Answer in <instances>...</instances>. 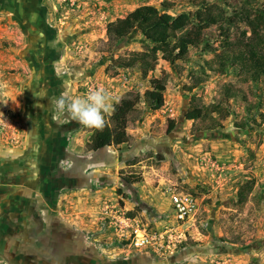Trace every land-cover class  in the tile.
Returning a JSON list of instances; mask_svg holds the SVG:
<instances>
[{
  "label": "rangeland",
  "instance_id": "1",
  "mask_svg": "<svg viewBox=\"0 0 264 264\" xmlns=\"http://www.w3.org/2000/svg\"><path fill=\"white\" fill-rule=\"evenodd\" d=\"M164 2L175 4V16L195 15L201 4L222 11L202 14L219 21L205 30L208 45L174 64L158 53L144 76L136 57L153 45L135 31L114 46L107 27ZM242 7L264 10V0H0V186L20 170L9 169L18 156L4 153L29 150L37 161L31 186L47 179L58 220L51 226L59 227L32 230L37 212L5 211L0 192V264H264V77L244 82L238 64L218 73L209 63L248 42ZM157 81L166 92L153 111L144 93ZM100 87L116 102L134 91L139 103L127 126L133 142L93 152V129L57 113L48 98ZM193 97L213 105L209 116L185 118ZM23 193L19 186L13 198ZM183 194L196 212L180 222L172 196ZM138 229L154 237L150 245L136 246Z\"/></svg>",
  "mask_w": 264,
  "mask_h": 264
},
{
  "label": "trees",
  "instance_id": "2",
  "mask_svg": "<svg viewBox=\"0 0 264 264\" xmlns=\"http://www.w3.org/2000/svg\"><path fill=\"white\" fill-rule=\"evenodd\" d=\"M174 6L172 2H164L160 8L143 5L107 27V37L114 46L121 44L135 31H140L148 42V47L153 45L152 50L139 53L136 57L144 76L154 70L159 60L158 53L162 60L174 64L176 61L187 59L191 49L208 45L205 41V30L217 25L219 21L214 18L203 19L202 14L222 11L219 7L201 4L195 15L183 12L175 16L169 13ZM239 15V21L252 30L248 42L236 53L225 49L216 54L209 63L211 69L218 73L225 72V65L236 63L240 66L243 81L251 82L264 77V10L242 7ZM230 27L228 25L227 30ZM165 92L164 83L154 82L152 88L144 93L145 103L153 111L161 109L164 106ZM138 103L139 94L134 91H128L120 98L114 104L109 122L106 120L103 130L92 128V135L86 144L87 150L98 152L112 146L131 144L134 138L127 133V126L129 117L136 111ZM212 109V104L206 106L193 97L185 118L190 121L200 120L209 116ZM174 127V122H171L168 131H172ZM250 190V184L239 190L240 206L246 203Z\"/></svg>",
  "mask_w": 264,
  "mask_h": 264
},
{
  "label": "crops",
  "instance_id": "3",
  "mask_svg": "<svg viewBox=\"0 0 264 264\" xmlns=\"http://www.w3.org/2000/svg\"><path fill=\"white\" fill-rule=\"evenodd\" d=\"M23 150H17L15 152L9 153L6 152L4 153L7 156L12 157L14 154L15 157L14 159L10 160L9 162L13 163V165L9 166V169H20L19 172L15 171V174H17L15 177H11L9 182V184H7L4 187L0 186V192H2V194L6 195V197L8 198L9 201H5L7 202L4 206V210H11L14 212V210H17V207H22L21 209L25 208V211L27 210L29 213H31L32 210H34V212H37L36 215H32L34 217V219L31 221V223L29 224L30 227H32V230L35 229V227H40L39 229H42L41 232H48V226L52 227L50 229H52L51 231H53L54 229L58 230V222L57 224H55V227L51 226L52 223L58 221L56 216H55V212L52 210V206L50 203H48V198L51 196H53L52 193H50L49 191H47V183L44 184V181L47 180L46 178H41L40 180V185L38 186V188H35L34 186H31V181L34 179L33 175H34V171L36 170L33 164V162H37V161H30L28 160L29 157V150L24 151V153H22ZM21 153V154H20ZM30 158H32L31 160H33L35 158V156L33 155V157L30 155ZM16 163V164H15ZM2 166H0V171H1ZM8 168H5V170ZM22 171L24 173H22ZM7 174V173H6ZM51 181V180H50ZM2 184V178L0 177V185ZM22 189V191L24 192L23 195H26L24 197H19L18 196V201L14 198L15 197L14 194H17V191L19 189ZM32 187L34 189L29 188ZM14 196V198H13ZM1 201V200H0ZM17 202H20L19 204H17ZM13 204V205H10ZM17 205V206H16ZM35 207V208H34ZM36 209V210H35ZM21 210H19L20 212ZM9 211H7V213L5 214L6 216L8 215ZM17 214V213H14ZM12 214V215H14ZM29 215V214H27ZM31 215V214H30ZM54 215V216H52ZM37 220V221H36ZM50 221V224H48V222ZM37 223H39V225L37 226ZM26 225V222H25ZM35 231V230H34ZM33 231V232H34ZM39 231V230H38ZM75 232H73L72 236L74 235ZM75 238V237H74ZM71 243V242H69Z\"/></svg>",
  "mask_w": 264,
  "mask_h": 264
},
{
  "label": "clouds",
  "instance_id": "4",
  "mask_svg": "<svg viewBox=\"0 0 264 264\" xmlns=\"http://www.w3.org/2000/svg\"><path fill=\"white\" fill-rule=\"evenodd\" d=\"M48 100L57 113L67 115L80 125L96 130H103L105 116L112 113L116 102L112 94L103 87L89 89L82 96H69L65 92Z\"/></svg>",
  "mask_w": 264,
  "mask_h": 264
},
{
  "label": "built area",
  "instance_id": "5",
  "mask_svg": "<svg viewBox=\"0 0 264 264\" xmlns=\"http://www.w3.org/2000/svg\"><path fill=\"white\" fill-rule=\"evenodd\" d=\"M172 206L176 214V218L180 222H185L192 218L196 212L195 200L189 195H173ZM135 244L136 246L150 245L154 240L151 234H147L142 230H135ZM141 233V234H140Z\"/></svg>",
  "mask_w": 264,
  "mask_h": 264
}]
</instances>
